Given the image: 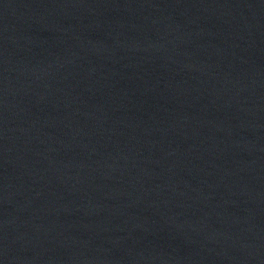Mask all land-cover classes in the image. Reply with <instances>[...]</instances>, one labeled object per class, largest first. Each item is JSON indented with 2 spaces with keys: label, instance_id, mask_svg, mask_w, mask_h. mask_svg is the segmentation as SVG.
I'll return each instance as SVG.
<instances>
[{
  "label": "water",
  "instance_id": "obj_1",
  "mask_svg": "<svg viewBox=\"0 0 264 264\" xmlns=\"http://www.w3.org/2000/svg\"><path fill=\"white\" fill-rule=\"evenodd\" d=\"M0 264H264V0H0Z\"/></svg>",
  "mask_w": 264,
  "mask_h": 264
}]
</instances>
